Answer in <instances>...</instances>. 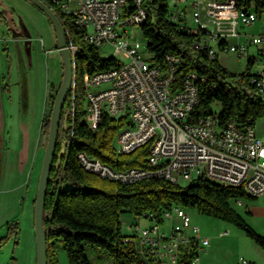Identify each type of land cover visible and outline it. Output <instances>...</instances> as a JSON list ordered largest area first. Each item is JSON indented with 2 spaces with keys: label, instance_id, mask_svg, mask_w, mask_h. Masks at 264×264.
I'll return each mask as SVG.
<instances>
[{
  "label": "built area",
  "instance_id": "1",
  "mask_svg": "<svg viewBox=\"0 0 264 264\" xmlns=\"http://www.w3.org/2000/svg\"><path fill=\"white\" fill-rule=\"evenodd\" d=\"M186 1L169 0L170 18L187 30L201 32V37L194 41L195 47H207L215 58L217 51L210 44L213 41L218 49L246 55L247 59L253 57L254 62L259 58L264 64V25L258 33H242L239 29L241 24L249 26L257 20L256 9L238 7L236 0H191L192 18L198 19V27H191L186 6L181 4ZM128 4V0H54V6L72 15L77 28L93 45H110L111 53L103 56H112L118 62L88 76L85 125L95 131L103 114L115 119L127 117L129 124L117 132L116 152L125 155L148 146L145 158L148 167L114 169L79 152L77 158L82 168L123 184L153 176L173 183L203 177L224 187H241L257 199L264 196V140L257 135L255 125L250 118L245 121L231 118L220 124L217 113L189 120L198 98L193 81L196 75L188 73L183 88L172 91L179 57L167 54L166 69L140 58L139 48L147 46V41L140 38L137 13V4H142V0H134L132 10H126ZM117 24H124L123 29L115 28ZM241 35L242 40L228 41V36ZM67 44L71 50H78V43ZM250 45L257 46L256 54H250ZM249 82L263 97L264 69L253 72ZM236 203L243 205L242 199ZM137 217L132 235H125L123 241L132 242L140 256L152 264H176L183 250L196 241L197 255L192 261L195 264L199 253L210 244L185 208L162 209L161 222L151 210ZM142 220L145 224L141 227ZM227 234L228 231L221 233ZM240 264L255 263L241 257Z\"/></svg>",
  "mask_w": 264,
  "mask_h": 264
},
{
  "label": "trees",
  "instance_id": "2",
  "mask_svg": "<svg viewBox=\"0 0 264 264\" xmlns=\"http://www.w3.org/2000/svg\"><path fill=\"white\" fill-rule=\"evenodd\" d=\"M134 0H128L126 10H132ZM46 2L61 19L65 37L69 44L78 43L76 52V82L74 93H69L64 104L59 123L57 147L49 176L45 198L44 227L48 231V264H58L56 249L58 244L65 251L69 264H91L86 256V246L104 249L113 264H152L143 259L134 244L125 243L122 232L121 214L131 213L134 218L146 211H153L161 222L162 209L195 207L203 215L234 224L264 251V235L256 232L238 213L233 205L237 199L257 200L241 187H224L203 177L187 183H173L164 177L153 176L132 183H119L88 172L80 165L77 154L85 152L114 169L148 167L145 161L148 146L138 147L130 154H118L115 150L117 132L129 124L127 117L118 119L103 114L95 131L86 124L85 82L94 72L118 65L112 56H103L98 47L84 40V33L74 23L73 16L58 10L50 1ZM238 7H253L260 15L264 0H236ZM144 19L139 30L147 41V48L153 53L154 64L166 69L167 54L179 57L171 90L183 88V81L190 72L198 89V98L189 120L211 113V104L218 101L221 110L220 124L234 118L239 121L255 122L264 119V96L258 94L255 85L249 82L250 66L254 58L247 59L242 73H232L212 58L207 47H195L194 41L201 32H192L170 18L169 0H142ZM58 47V45H56ZM78 57L87 58L85 81L77 76ZM63 65V64H62ZM84 74L83 69L81 70ZM51 87L48 95L50 109L44 115L41 135L46 138L50 126V116L56 92ZM7 85L2 91H7ZM53 91V92H52ZM248 212V211H247ZM17 229L12 223L8 235L0 242L8 240ZM197 255V243L191 241L183 250L176 264H193ZM11 264H17L12 259ZM160 264V263H154Z\"/></svg>",
  "mask_w": 264,
  "mask_h": 264
},
{
  "label": "rangeland",
  "instance_id": "3",
  "mask_svg": "<svg viewBox=\"0 0 264 264\" xmlns=\"http://www.w3.org/2000/svg\"><path fill=\"white\" fill-rule=\"evenodd\" d=\"M191 0L182 2V6H186V16L187 21L191 27H198V20L193 21L191 13ZM16 9H11V14L5 15V24L9 26L11 33L14 36H18L19 45L24 40L27 46L34 47V58L36 61L37 73L42 78L47 75L49 86L55 83V87L58 85L59 81L62 79L63 74V63L62 57L58 52H50L46 48L50 47V37L53 40L54 45H57L56 32L52 21L45 14L40 7H38L31 0H16ZM121 19L124 15L121 14ZM197 22V23H196ZM264 25V9L260 15H258L257 20L249 26L241 24L239 29L242 33H258L262 26ZM124 24H117L115 28L122 30ZM130 30L133 28L128 27ZM30 35V37L28 36ZM21 37V38H20ZM142 41L143 37L140 35ZM243 35L240 37L228 36L229 42H234L236 40H242ZM30 44V45H29ZM212 46L215 47L217 51L218 62L227 68L232 73H242L247 66V56H239L235 52L224 51L218 49L217 44L213 41L210 42ZM33 49V48H32ZM31 50V49H30ZM98 51L101 55H108L112 51L110 45L99 46ZM250 54L257 53V46H249ZM139 55L143 61L148 63H153V53L147 48V46H141L139 48ZM78 67L77 76L85 81V73L87 69V58L78 57ZM55 65L57 66V74L54 75ZM83 69L84 74L82 75L81 70ZM264 69V64L259 58L250 66V72H255ZM48 72V74H47ZM44 81V79H42ZM57 82V83H56ZM50 88V87H49ZM53 92V91H52ZM37 104H34L33 98L29 105H31L30 112V137H29V159L24 165L15 164L16 157L8 161L6 165V172L4 177V185L0 187V237L3 236V227L6 226L7 221L16 220L19 222V229L17 235L12 237V239L6 243L0 249V264H4L11 257H16L17 264H37V246H36V235L34 229V216H33V199H35L36 193L35 188L40 175L42 159L45 150L44 137V150L41 147L37 148L36 138H38V133L41 125L42 116V102L44 99V89L41 85L37 86L36 92ZM29 97V99H30ZM16 102L17 96H13ZM24 99V98H23ZM26 104V99H24ZM21 103V100H20ZM47 111L50 109V99L47 97L46 101ZM16 105V110H17ZM84 109H86L84 101ZM221 110V104L218 101H214L209 111L211 113H219ZM87 121V115H86ZM17 124V122H16ZM17 126V125H16ZM21 127L18 125L15 135L13 134L12 143L16 144V148L25 147L28 143L23 139V134L21 133ZM256 133L259 137L264 140V119L257 120L255 122ZM22 137V138H20ZM15 155V154H14ZM22 184L21 189H13L15 186ZM35 194V195H34ZM20 201V204L17 201ZM254 201V200H253ZM249 199H242L243 205L239 206L235 202L233 205L234 209L241 214L244 220L256 230V232L262 234L260 225L264 224V208H259L256 202ZM250 204L253 209L254 217L252 214L247 212L246 206ZM185 210L191 215L193 221H196L200 227L201 231L207 233L210 236V244L208 248L211 249L210 254V264H240V258L243 257L249 260V253L253 252L254 249H259L254 241L249 238L243 230L239 229L237 226L231 223L224 222L214 217L206 216L197 211L195 207H184ZM138 217L134 216L129 212H123L121 214L122 221V232L125 235H132L133 223ZM141 227L145 224L142 220L140 221ZM223 231H228V234L222 236ZM239 233V234H236ZM18 243L15 245L14 240ZM86 256L88 257L91 264H113L111 257L107 252L99 247L86 246L85 250ZM208 254V255H209ZM56 257L58 264H69L67 255L65 251L60 247L56 249ZM157 263V262H154ZM195 264H201L200 260H196ZM258 264H261L258 261Z\"/></svg>",
  "mask_w": 264,
  "mask_h": 264
},
{
  "label": "crops",
  "instance_id": "4",
  "mask_svg": "<svg viewBox=\"0 0 264 264\" xmlns=\"http://www.w3.org/2000/svg\"><path fill=\"white\" fill-rule=\"evenodd\" d=\"M22 1L25 2L26 0ZM15 2L16 0H0V187L4 185V177L6 176L5 168L10 159L12 160L13 157H16L15 164L19 163L20 165H24L29 159L28 149L30 150L29 131L31 112V105H29V102L31 101V97H34V104H37V101L35 99L37 86L41 85L44 89V99L42 102L43 111L41 116L42 125L43 117L47 111V97L51 92V87H55L56 85L55 83H52L51 86H49L47 75L41 78L37 73V67L35 64L36 61L34 58V47H28L23 39L20 45L16 43L18 42V40H16L11 33L9 26L5 24L4 16L7 14H11V9L17 8ZM193 21L195 22V19H193ZM28 36L30 37V35ZM50 42L51 45L50 47L46 48V50L59 53L58 47L54 45L51 37ZM55 74H57L56 65L54 75ZM42 79H44V81ZM57 80V82L59 83V79ZM5 85H7L8 89L7 91L3 92L2 86ZM14 95L17 96L16 102L13 98ZM23 98L26 99V104L24 103L25 101ZM16 105L18 107L17 110ZM18 125L21 126L19 127V129L22 130L21 133L23 134V139L25 138L24 140L27 141L28 147L26 145L25 147L20 146L19 148H16V144L12 143V139L14 137L13 134L15 135ZM41 125L38 133V138H36V143L37 148L41 147V149L44 150V137L41 135ZM37 186L38 181L36 184L35 192L37 191ZM22 187V184H19L13 189H21ZM34 201L35 199H33V209ZM253 202H256L259 208H264V196H261ZM18 203L20 204L19 200L17 201V205ZM248 207V213L252 214V217H254L251 205L249 204ZM193 222L200 227V225L196 221ZM260 229L261 231H263L261 233L264 235V224L260 225ZM200 234L204 237H207L210 242V236L207 233L201 231V227ZM258 248L259 249H254L252 253L250 252L248 254L249 260L253 261L255 264H258V261L261 264H264V251L260 247ZM209 253L211 254V249H209L208 247L199 253L198 260H200L201 264H210Z\"/></svg>",
  "mask_w": 264,
  "mask_h": 264
},
{
  "label": "water",
  "instance_id": "5",
  "mask_svg": "<svg viewBox=\"0 0 264 264\" xmlns=\"http://www.w3.org/2000/svg\"><path fill=\"white\" fill-rule=\"evenodd\" d=\"M31 1L40 7L41 10L47 14L52 21L56 32L58 50L62 57L63 63L61 83L56 92L52 105L47 143L42 159L34 204V229L37 246V264H48V231H46L44 227L45 198L57 147L58 130L62 110L69 93L73 94L75 90L76 55L68 47L64 26L56 11L44 0Z\"/></svg>",
  "mask_w": 264,
  "mask_h": 264
},
{
  "label": "flooded vegetation",
  "instance_id": "6",
  "mask_svg": "<svg viewBox=\"0 0 264 264\" xmlns=\"http://www.w3.org/2000/svg\"><path fill=\"white\" fill-rule=\"evenodd\" d=\"M12 34H13V33H12ZM13 36H14V34H13ZM14 37H15L16 40L19 39L18 36H14ZM20 38H21V37H20ZM34 204H35V201H34ZM12 223H16V224H17V229L15 230V232L12 234V236H11L8 240L3 241V242H0V249H1L6 243H8V242L12 239V237H14L15 235H17V233H18L19 222L16 221V220L8 221L7 223H5L6 226L3 227L4 233H3V236L0 237V241L8 235L9 227H10V225H11ZM17 243H18V241L15 239V240H14V244L16 245ZM12 259H15V260H16V257H11V258H10L7 262H5L4 264H11ZM16 263H17V260H16Z\"/></svg>",
  "mask_w": 264,
  "mask_h": 264
},
{
  "label": "bare ground",
  "instance_id": "7",
  "mask_svg": "<svg viewBox=\"0 0 264 264\" xmlns=\"http://www.w3.org/2000/svg\"><path fill=\"white\" fill-rule=\"evenodd\" d=\"M47 1H50L51 4L54 5V0H47ZM137 13L139 14V21L141 22L144 19V13H143V9L141 8V4H137ZM195 20H198V19H195ZM84 40L87 43L93 45L86 34L84 35ZM78 50H79V47H78ZM72 52L76 55L77 50H72ZM86 87H87V82H85V91H86ZM85 106H86V93H85ZM85 111H86V109H85ZM86 115H87V113H86ZM158 263L163 264L162 262H158Z\"/></svg>",
  "mask_w": 264,
  "mask_h": 264
}]
</instances>
